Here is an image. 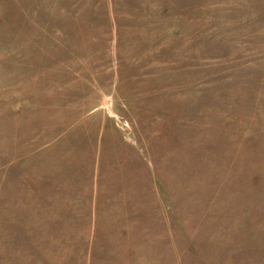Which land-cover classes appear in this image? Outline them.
<instances>
[{
    "label": "rangeland",
    "instance_id": "374dc122",
    "mask_svg": "<svg viewBox=\"0 0 264 264\" xmlns=\"http://www.w3.org/2000/svg\"><path fill=\"white\" fill-rule=\"evenodd\" d=\"M0 264H264V0H0Z\"/></svg>",
    "mask_w": 264,
    "mask_h": 264
}]
</instances>
